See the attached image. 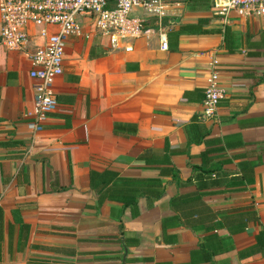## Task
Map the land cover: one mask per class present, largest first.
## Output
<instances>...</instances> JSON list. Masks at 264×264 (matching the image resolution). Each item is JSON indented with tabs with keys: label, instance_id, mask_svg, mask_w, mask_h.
I'll use <instances>...</instances> for the list:
<instances>
[{
	"label": "crops",
	"instance_id": "obj_1",
	"mask_svg": "<svg viewBox=\"0 0 264 264\" xmlns=\"http://www.w3.org/2000/svg\"><path fill=\"white\" fill-rule=\"evenodd\" d=\"M171 7L167 50L155 26L111 50L80 18L34 137L42 38L0 43V264H264V15ZM211 63L225 96L208 115ZM92 171L115 178L96 190Z\"/></svg>",
	"mask_w": 264,
	"mask_h": 264
},
{
	"label": "built area",
	"instance_id": "obj_2",
	"mask_svg": "<svg viewBox=\"0 0 264 264\" xmlns=\"http://www.w3.org/2000/svg\"><path fill=\"white\" fill-rule=\"evenodd\" d=\"M178 0H0V43L10 51H23L38 29L42 42L29 53V77L34 82V115L27 126L34 137L42 130L56 105L55 81L63 71L65 40L81 35L80 18L89 17L94 30L107 38L111 50L133 49V39L149 31L153 19L160 49H168L163 18ZM215 11L226 17L231 11L241 16H263L264 0H213ZM51 28V29H49ZM154 28V27H153ZM203 87L204 113L211 115L225 91L219 86L216 63L208 68Z\"/></svg>",
	"mask_w": 264,
	"mask_h": 264
},
{
	"label": "trees",
	"instance_id": "obj_3",
	"mask_svg": "<svg viewBox=\"0 0 264 264\" xmlns=\"http://www.w3.org/2000/svg\"><path fill=\"white\" fill-rule=\"evenodd\" d=\"M147 26L154 27L155 24L154 23H152V24L149 23ZM189 27H194V28H197L198 29V28H200V24L198 22L195 25H189ZM199 31H201L202 33L210 32V30H199ZM178 32H179V34L180 33H183V30L180 29ZM214 32H221V31L220 30H215ZM226 36H227V29H225V31H224V37H226ZM114 178H115L114 174L109 175V176H106V175L105 176H102L101 175V172H99V171H92L91 178H90V183H91V186L93 188H95L96 190H98L101 185H105L108 182H111V180H113ZM102 194L104 196H108V197H111L112 196V194H107L106 192H102ZM122 201L125 204H129L130 203L131 204V208H132V210L135 213V211H136V203H135V201L132 200L131 196L127 195L125 197H122Z\"/></svg>",
	"mask_w": 264,
	"mask_h": 264
},
{
	"label": "rangeland",
	"instance_id": "obj_4",
	"mask_svg": "<svg viewBox=\"0 0 264 264\" xmlns=\"http://www.w3.org/2000/svg\"><path fill=\"white\" fill-rule=\"evenodd\" d=\"M150 23L152 24L153 22L151 21Z\"/></svg>",
	"mask_w": 264,
	"mask_h": 264
}]
</instances>
